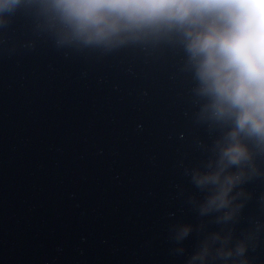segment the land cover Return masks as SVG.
<instances>
[{
	"label": "water",
	"instance_id": "obj_1",
	"mask_svg": "<svg viewBox=\"0 0 264 264\" xmlns=\"http://www.w3.org/2000/svg\"><path fill=\"white\" fill-rule=\"evenodd\" d=\"M34 23L21 9L0 30V264H184L199 234L177 255L169 225L200 223L184 169L216 133L193 119L182 47L58 50ZM244 187L237 236L264 221V176Z\"/></svg>",
	"mask_w": 264,
	"mask_h": 264
},
{
	"label": "clouds",
	"instance_id": "obj_2",
	"mask_svg": "<svg viewBox=\"0 0 264 264\" xmlns=\"http://www.w3.org/2000/svg\"><path fill=\"white\" fill-rule=\"evenodd\" d=\"M21 9L58 50L103 56L129 46L182 47L193 119L216 134L210 144L197 141L206 159L184 169L203 194L186 198L201 220L169 225L173 251L184 254L195 228L199 239L184 264H256L264 221L250 217L238 236L235 225L251 196L245 184L264 176L256 163L264 154V0H0V30Z\"/></svg>",
	"mask_w": 264,
	"mask_h": 264
}]
</instances>
